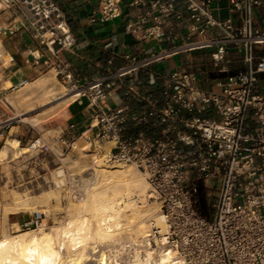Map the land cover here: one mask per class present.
Returning a JSON list of instances; mask_svg holds the SVG:
<instances>
[{
    "label": "built area",
    "instance_id": "built-area-1",
    "mask_svg": "<svg viewBox=\"0 0 264 264\" xmlns=\"http://www.w3.org/2000/svg\"><path fill=\"white\" fill-rule=\"evenodd\" d=\"M215 1L148 0L159 11L155 23L147 26L143 18L128 23L127 30L142 40L161 41V25L171 15L182 16L178 5L188 13L190 30H224L227 22L213 16ZM257 5L264 0H229L232 10L244 11L240 33L249 40L246 68L225 77L216 90L203 88L194 73L180 69L160 79L149 73L148 82L139 86L126 83L133 73H148L149 64L167 52L125 54L117 69L81 83L59 58L61 51H73L77 40L57 3L0 0V36L27 31L47 48L58 74L94 108L89 127L79 135L104 150L105 162L135 166L148 183L144 199L158 205L165 225L151 219L150 235L118 247L119 262L144 264L164 254L179 264H264V56L255 55L256 47H264V33L252 30ZM121 15V0H100L91 20ZM228 40L207 39L208 44L221 42L215 61L224 58ZM117 89H124L138 108L110 102ZM76 136V123L70 122L64 141ZM42 222L35 215L24 225Z\"/></svg>",
    "mask_w": 264,
    "mask_h": 264
},
{
    "label": "crops",
    "instance_id": "crops-1",
    "mask_svg": "<svg viewBox=\"0 0 264 264\" xmlns=\"http://www.w3.org/2000/svg\"><path fill=\"white\" fill-rule=\"evenodd\" d=\"M53 1L59 6L77 40L74 50L61 51L59 58L62 63L67 64V70L81 83L100 73L117 69L124 63L125 54L147 56L167 52L163 58L149 64L148 73L138 71L127 76L126 83L137 86L148 82L149 73L160 79L180 69L194 73L203 88L218 90L219 83L225 77L246 68L245 43L249 40L248 36L240 33L244 24V11L232 10L229 0H216L213 5L214 18L220 22H227L228 28L221 30L216 26H210L204 32L192 31L188 26L190 21L188 13L185 8L178 5L182 16L176 18L171 15L161 25L163 36L161 41L153 37L142 40L127 30L128 23L143 18L147 26L155 23L154 16L158 15L159 11L151 7L148 0L137 4H131V0H121L122 15L108 21L98 18L95 21L91 20L100 0ZM252 27L253 32L264 33V5L254 7ZM233 36L241 39H230ZM209 38L215 40L229 38L225 43L226 52L222 60L215 61L213 58V53L218 50L221 42L208 44ZM0 40L4 46L5 57L0 61V77L5 84L0 88V98L39 80L46 71L54 69L59 75L55 57L29 32L22 30L8 32L0 36ZM255 55L264 56V47H256ZM59 76L65 80L61 74ZM159 88V85H155L156 94L159 93ZM109 100L114 104H128L133 109L138 108L124 89H117L115 96ZM69 113L68 120L76 123V133L79 135L89 127L94 108L84 97L72 102ZM18 223H21V219Z\"/></svg>",
    "mask_w": 264,
    "mask_h": 264
},
{
    "label": "rangeland",
    "instance_id": "rangeland-1",
    "mask_svg": "<svg viewBox=\"0 0 264 264\" xmlns=\"http://www.w3.org/2000/svg\"><path fill=\"white\" fill-rule=\"evenodd\" d=\"M0 44L3 46L1 40ZM3 53L4 46L3 50H0V61L5 59ZM50 73L53 76L47 80ZM45 80L48 84L59 83L62 90L68 94L57 100H49L41 88L42 82ZM3 86L5 84L0 77V88ZM73 87L75 86L71 82L63 80L53 69L44 72L39 80L27 84L19 91L0 98V149H6L14 154L18 153L13 154L14 157L0 160V238L15 234L19 231L18 229L40 230L43 228L48 231L52 227L61 226L69 220L73 213L78 211L81 212V215L89 214L83 211L82 206L83 203L86 204L85 201L91 194L92 188L99 183L101 177L94 168V156L87 154L92 153L101 158L104 150L99 152L100 149L95 143H90V140L87 142L82 136L77 137L78 134L76 136L79 138L78 141L75 139L70 143L64 141L66 128L70 123L68 120L70 105L73 101H79L84 96L79 98L75 96L59 109H54L56 107L54 104L74 95L75 92L70 93ZM115 165L133 169L144 178L133 165ZM145 183V193H134L131 197L136 199L135 201L140 207H152L158 216L157 203L143 197L148 190L146 180ZM17 197L18 201L15 199ZM124 200H128V197ZM16 202L19 203V209H15ZM23 203H28L29 208H24ZM121 204H124L123 201ZM205 211L208 213V210ZM35 215L43 217L40 226L24 225V222L30 221ZM19 219H21L20 224L18 223ZM119 230L122 239L119 237L115 247L112 246L114 243L112 244L110 241L104 242L105 244L101 246L95 243L94 245L98 246L93 249L91 246L88 247L89 253H92L93 257H97L102 251L105 254L110 252L108 254H111L109 261L112 259L113 262L114 256H117L113 247L117 250L120 245L123 246V243H129V240L134 242V237L142 236L134 231ZM128 236L133 238L130 239ZM126 238H128L127 241L123 242ZM96 249L98 252L94 254L93 251ZM112 262L110 264H114ZM86 264L97 263L91 260Z\"/></svg>",
    "mask_w": 264,
    "mask_h": 264
},
{
    "label": "bare ground",
    "instance_id": "bare-ground-1",
    "mask_svg": "<svg viewBox=\"0 0 264 264\" xmlns=\"http://www.w3.org/2000/svg\"><path fill=\"white\" fill-rule=\"evenodd\" d=\"M0 50H3L1 44ZM52 76L53 74L50 73L47 80L51 79ZM41 88L49 100H57L68 94L62 90L59 83L53 82L48 84L46 80L42 82ZM73 92H75L74 95L68 99L57 103L58 105L54 104L56 105L54 109L64 107L71 99L75 96L77 97L78 93L75 87L70 90V93ZM79 136L84 137L89 142L85 135H78L77 137ZM76 138L75 141H78L79 138L77 140ZM18 142L20 141L18 140ZM13 154L6 149H0V160L14 157L18 153ZM87 155L94 156V168L99 172L97 174H100L101 177L99 178V183L94 187L92 186L91 194L87 198V201H85L86 204L84 205L83 203L82 206L83 211L88 212L89 216H85L86 214L81 215V212L78 211L73 213L69 220L61 224V226L52 227L48 231L43 228L40 230L18 229L17 233L0 238V264H86L91 260L96 261L97 264H110L112 262V259L109 261L111 254L108 255L110 249L108 250V254L100 250L102 252L97 257H93L92 253H89L88 247L91 246L93 249V247L98 246H95V243L101 246L105 244L104 242L108 241L112 244L114 243L112 245L114 246L117 243L116 241L120 239L119 237L122 239L119 229H123L125 232L134 231L137 234L140 233L142 237L150 235V223L147 222L153 219L156 213H154L152 207H140L136 203V199L134 200L131 197L134 193H145L146 183L144 178L138 175L136 171H133V169L107 164L104 157L98 158L92 153ZM126 197H128V200H124ZM15 199L18 201L19 198ZM122 201L123 205L121 204ZM15 204V209H19V203L16 202ZM23 204L24 208H29L28 203ZM154 219H156L155 221L158 226L165 225L164 220L159 215ZM129 236L128 238L133 235ZM128 238L123 240V242H126ZM129 241L131 242V240ZM114 247V252L117 254L118 249L115 250L116 248ZM89 249L91 250V248ZM93 252L95 254L98 250L96 249ZM117 256H114V264H122V262L118 261ZM172 260L163 254L154 261L149 258L146 261H140L144 264H179ZM131 264L141 263L136 262Z\"/></svg>",
    "mask_w": 264,
    "mask_h": 264
},
{
    "label": "trees",
    "instance_id": "trees-1",
    "mask_svg": "<svg viewBox=\"0 0 264 264\" xmlns=\"http://www.w3.org/2000/svg\"><path fill=\"white\" fill-rule=\"evenodd\" d=\"M205 205V203H203V206Z\"/></svg>",
    "mask_w": 264,
    "mask_h": 264
}]
</instances>
